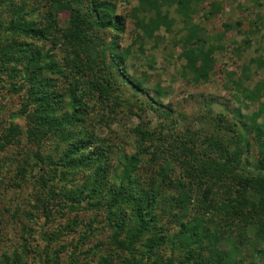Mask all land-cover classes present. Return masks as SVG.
I'll use <instances>...</instances> for the list:
<instances>
[{"label": "trees", "instance_id": "1", "mask_svg": "<svg viewBox=\"0 0 264 264\" xmlns=\"http://www.w3.org/2000/svg\"><path fill=\"white\" fill-rule=\"evenodd\" d=\"M136 1L130 12L135 36L123 46L119 36L126 33L127 17L117 13L116 0H0V87L22 98L0 132V153L27 145L12 156L17 166L8 185L37 186L33 206L43 220V252L53 238L43 229L55 209L87 207L105 210L112 228L111 221L117 223L111 260L102 264H264V79L251 85L246 63L239 76L226 72L236 120L221 112L204 116L199 128L166 131L172 111L160 99L168 92L136 73L156 60L146 47L163 46L172 58L168 37L158 32L173 34L179 21L174 46H181L187 63L178 74L202 82L210 80L220 46L195 21L204 0ZM222 10L213 2L206 15ZM247 104L249 114L241 110ZM124 107L139 117L155 109L165 119L146 130L139 125L131 151L111 140L94 145L88 118L109 119ZM19 117L24 126L15 122ZM144 164L152 171L148 177L141 173ZM81 171L85 180L79 183ZM64 188L71 191L61 199ZM168 241L173 249L158 256L156 248ZM139 244L146 247L141 256ZM22 257L17 250L1 262L20 264Z\"/></svg>", "mask_w": 264, "mask_h": 264}, {"label": "rangeland", "instance_id": "2", "mask_svg": "<svg viewBox=\"0 0 264 264\" xmlns=\"http://www.w3.org/2000/svg\"><path fill=\"white\" fill-rule=\"evenodd\" d=\"M116 1L117 13L127 17L126 33L119 36V41L125 46L131 43L135 36L134 19L130 12L137 1ZM213 2L221 3L223 10L207 16ZM199 6L195 21L204 27L210 38L209 41L220 46L215 53L216 64L210 80L196 82L192 79H183L178 74V70L187 63V60L180 56L181 46H174L173 37L177 39L176 29L181 25L179 21L173 34L168 35L164 30L158 32L159 35L168 37L166 45H169L167 46L170 47L169 51H173V57L169 59V56H166L165 47L155 48L154 45L149 44L145 51L153 53L156 60L149 66H139L136 72L138 75L149 77L151 83L160 82L162 89L159 91L168 92L160 100L165 105L164 109L172 111L171 124L166 126V131L170 132L199 128L204 124V116L212 119L221 112L227 113L232 121L237 119L233 109L238 104L231 90L225 86L226 72L235 71L239 76L242 66L246 63L250 64L252 69V78L249 80L251 85L264 79V63L260 64L258 60L264 59V0H204ZM67 17V12L61 14L62 20ZM238 21L239 28L225 29V24L235 25ZM256 29L260 32L258 30L252 32ZM46 44L50 45L48 42ZM141 62L135 61V64ZM125 89V95L131 94L130 88L125 87ZM211 99L214 101L208 105L207 102ZM21 102V94L8 90L6 86L0 87V132L12 121L11 115L18 110ZM134 103L135 99L129 104ZM127 109L128 107L121 108L117 116L109 119L102 120L98 114L88 118V125L93 129V136H96L95 141L92 142L95 143L94 145L111 140L131 151L132 144L129 142L140 135L139 125L146 130L148 126L157 127L165 119L160 116V111L155 109L149 110L143 117L127 112ZM137 109L134 107L135 113ZM241 110L245 114L251 113L252 104L242 105ZM15 122L25 125V121L20 117L16 118ZM23 148H27L26 143H23L19 149L11 146L0 153V264H3L1 258L5 253L13 256L14 251L17 250L23 255L20 264H42L40 258L48 259L47 264H102L104 260H111L114 246L110 243V237L115 232L117 223L111 221V225H114L112 228L106 221L105 210L87 207L82 210L65 207L55 209V213L43 229L53 237L49 248L43 252L45 241L42 240L40 233L43 220L41 216H35L36 209L33 206L36 202L35 195L38 194L37 186L34 181L26 182L25 186L20 188L8 185L13 182L17 166V162L12 161V156ZM251 153L256 156L255 149H252ZM152 155L153 153L146 154L144 162ZM83 172L76 176L79 183L85 180ZM141 173L144 177H148L152 171L144 164ZM70 191V189H62L61 199H65V195ZM128 227L129 223L126 224L124 234L128 232ZM174 231L176 230H171ZM169 244L168 241L156 248L158 256L170 253V248H173ZM24 247L28 250L25 253L22 252ZM175 251H178L177 247ZM144 252L146 247L139 244L136 254L141 256ZM114 264L120 262L116 260Z\"/></svg>", "mask_w": 264, "mask_h": 264}]
</instances>
